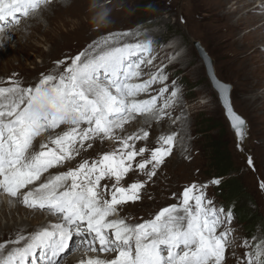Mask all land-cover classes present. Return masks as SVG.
Listing matches in <instances>:
<instances>
[{
    "label": "snow or ice",
    "instance_id": "obj_1",
    "mask_svg": "<svg viewBox=\"0 0 264 264\" xmlns=\"http://www.w3.org/2000/svg\"><path fill=\"white\" fill-rule=\"evenodd\" d=\"M49 3L0 0V33ZM92 8L100 9L97 26L105 23L108 11L103 5L94 2ZM152 44L139 30L111 32L74 57L55 61L54 69L42 73L35 85L10 78L8 86H0V194L9 203L57 218L54 224L18 231L0 243V264H36L38 251L43 264H66L77 253L82 257L78 264H225L226 252L235 244L233 211L215 205L207 196L208 184L185 186L178 196L173 194L179 203L162 207L143 222L130 223L119 215L124 205L141 199L179 136L162 133L155 146L137 147L150 136L146 128L123 134L137 117L159 122L179 99V89L166 86L157 95L140 98L167 80L163 69L144 72L142 66L153 62ZM212 80L242 143L247 124L232 107L230 85L214 73ZM104 141L113 142L112 150L94 159L82 155ZM78 156L75 166L59 170ZM247 163L253 164L250 156ZM52 169L57 171L53 174ZM129 174L145 179L127 182ZM259 186L264 190V181ZM242 245L246 251L238 264H264V235L252 242L244 239Z\"/></svg>",
    "mask_w": 264,
    "mask_h": 264
},
{
    "label": "rangeland",
    "instance_id": "obj_2",
    "mask_svg": "<svg viewBox=\"0 0 264 264\" xmlns=\"http://www.w3.org/2000/svg\"><path fill=\"white\" fill-rule=\"evenodd\" d=\"M226 1L83 0L80 3L82 9H77L71 16L70 13L66 14L62 11L66 1L55 0L51 5L43 6L37 13L39 16L47 11V14L55 19V25L50 34L40 32L29 41L24 39L20 48L8 46L14 53L9 60L6 59L7 55L0 51L2 64L0 86H6L10 78L19 80L24 86L35 85L42 73L47 74L54 69L55 61L69 56L74 57L94 40L111 32L142 31L153 41L151 54L156 51L159 52V56L164 54L167 58L174 53H164L165 47L172 43L178 44L179 50L175 58L164 65H171L174 61L180 64H177L174 69L173 67L164 69L167 80L164 84L159 82L156 84H160L161 87L166 86L170 91L178 88L182 109L178 114H172L169 111L166 120H162L164 123L162 131L154 135L149 128L148 140L139 142L137 147L145 143L149 147L155 146L156 138L160 134L171 132L179 133L176 141L178 146L176 145L177 148L172 157H167L165 163L157 170V175L147 182L139 202L124 205L119 215L129 218L130 223L143 222L153 218L162 207L179 203L178 199H174L173 194L178 196L185 186L191 183L208 184L207 196L214 201L215 205L233 211L234 218L230 227L233 229L235 244L226 252L225 264H238V259L246 251L242 241L247 239L252 242L253 237L259 238L264 235V190H261L259 186L260 182L264 181V70L261 71V68H264V38L261 39L264 34V26H262L264 17H261L264 11H258L259 8H257L261 1L254 0L250 5L241 6V12L232 14L236 9L235 2ZM94 2L103 5L108 11L105 23L99 26L96 22V13L100 9L92 8ZM255 8L257 11L252 12ZM249 17L259 19L248 24L246 19ZM28 27L20 20L18 25L6 28V32L0 33V48L3 46L1 42L3 37L9 36V33L23 30L26 37L29 36L32 30L31 28L25 30ZM13 39H11L12 42H14ZM196 42L200 43L213 60L216 77L231 86L232 106L247 123L245 149L241 148L225 116L220 96L211 83L207 68L195 46ZM26 44L28 46L22 48ZM154 66H160V64L151 65V67ZM144 72L149 73L150 69ZM174 72L176 73L172 75ZM147 77L145 75L143 79ZM156 84L152 85L149 94L141 97L146 99L149 95H157L158 88L154 90ZM170 91L166 95H169ZM255 98V102H252ZM143 119L138 117L127 124L123 134L136 132L144 125ZM170 125L174 126L175 130L170 129ZM133 127L134 129H131ZM117 133L122 134L120 130H117ZM182 133H184L183 136ZM47 135L38 137L35 145L38 146V143L46 139ZM151 139L152 142H148ZM183 142L188 147L182 151ZM113 147L114 144L111 141L97 142L93 148L82 152V155L94 159L101 151L112 150ZM218 156L227 160L230 169L233 170L229 176L220 178L216 173ZM249 156L253 161L252 166L247 163ZM72 164L75 166L76 162ZM47 175L46 173L45 176ZM135 179L142 180L145 177L131 174L126 178L127 182ZM213 179H220L221 183L211 184L210 181ZM232 182L238 184L240 195L227 198L225 192L221 193L220 190ZM0 196L2 199L5 198V202L10 199L3 194ZM24 209L30 212L37 211L27 207ZM26 219L24 214H16L15 220L18 223ZM0 222L2 225L14 224V221L7 222L3 218ZM78 259L81 257H75V259L69 257L68 260L73 262ZM36 264H43V262L38 258Z\"/></svg>",
    "mask_w": 264,
    "mask_h": 264
},
{
    "label": "bare ground",
    "instance_id": "obj_3",
    "mask_svg": "<svg viewBox=\"0 0 264 264\" xmlns=\"http://www.w3.org/2000/svg\"><path fill=\"white\" fill-rule=\"evenodd\" d=\"M57 1V0H56ZM63 2L64 1H66V3L64 4V7H63V9H62V11L64 12V13H66V14H69L70 13V15L71 16H73V14L77 11V9H82V7L80 6V5H82V4H80L81 3V1H83V0H62ZM227 1H229V0H227ZM226 1V2H227ZM230 1H234L235 2V4H234V6H236V9L232 12V14H235L236 12H238V11H240L241 10V6H247V5H250L254 0H230ZM261 1V4L257 7V8H259L258 9V11H264V0H260ZM53 2H55V0L53 1ZM53 2H51V3H49L50 5L53 3ZM233 2V3H234ZM229 3V2H228ZM48 4V5H49ZM63 5V4H62ZM89 5V4H88ZM87 5V6H88ZM233 5V4H232ZM61 8V7H60ZM257 8H255V9H252V12L253 11H257ZM57 12H58V10H57ZM241 12V11H240ZM63 15V14H62ZM224 15V14H223ZM237 15V14H236ZM41 17V18H38V17ZM37 15V13L36 14H33V15H30L29 17H21V19L20 20H22V22H23V24L24 25H28L29 27L28 28H25V30H27V29H30L31 28V30H32V32L30 33V35L29 36H27L26 37V35H25V33L23 32V30H18V31H15V32H12L11 34H12V38H14L13 39V41L14 42H12V40H9V38H8V36H4L3 37V41H1L2 42V45L3 46H1V48H0V51H1V53L2 54H6L7 56V60H9L10 59V57H12V56H14V53L12 52V50H9V48H8V46H10V47H13V46H15V47H17V48H20L21 46V43L23 42V40L25 39H27V41H29V40H31L33 37H36V34H38V33H40V32H44V33H46V34H50L51 32H52V27L55 25V19L54 18H52L49 14H47V11H44L43 12V14L41 13L40 15ZM225 16V15H224ZM223 16V17H224ZM233 17V16H232ZM258 17H259V15H258ZM257 17V18H258ZM261 17H264V14H263V16H261ZM244 18V17H243ZM256 17H249V18H247L246 19V22L248 23V24H251L252 22H254V20L255 19H257ZM43 19V20H42ZM229 19V18H228ZM232 19V18H231ZM259 19V18H258ZM262 19V18H261ZM239 20V19H238ZM240 20H242V19H240ZM235 22V21H234ZM242 22V21H241ZM245 22V21H244ZM262 22V21H261ZM43 24H45L44 26H43ZM30 25H31V27H30ZM12 26H14V25H12ZM235 26V25H234ZM262 26H264V24L262 25ZM44 27H46V29L44 28ZM9 28H10V26H9ZM262 29V28H261ZM263 30V29H262ZM261 30V31H262ZM6 32V31H5ZM8 32V31H7ZM263 32V31H262ZM263 34V33H262ZM1 38V37H0ZM245 38V37H244ZM262 38H264V34H263V36L261 37V39ZM47 41V40H46ZM254 41V40H253ZM264 41V40H263ZM16 42V43H15ZM48 42V41H47ZM240 42V41H239ZM255 44V43H254ZM25 46H28L27 44L26 45H23L22 46V48H24ZM253 46H256V45H253ZM259 48V47H258ZM178 50H179V46H178V44H174V43H172V45H170L165 51H164V53H169V52H172V53H174V54H177V52H178ZM248 50V49H247ZM246 50V51H247ZM12 52V53H11ZM10 53V54H9ZM9 54V55H8ZM155 54V55H154ZM151 56H152V58H153V62H152V64L151 65H153V64H160V66H154V67H151V65H149L150 67H148L147 65L146 66H142L143 67V69H144V71L145 70H149L150 69V72L149 73H155L157 70H159V69H162L161 68V61L162 60H164V59H166L167 58V56L166 55H162L161 54V56H159V52H153V55L151 54ZM249 57V56H248ZM253 58V57H252ZM49 59V58H48ZM263 61V60H262ZM179 65L180 63L179 62H176L174 65L176 66V65ZM1 66H2V64H1V62H0V68H1ZM175 66H171V68L173 67V69H174V67ZM168 70L169 69V66L167 67H165V68H163V70ZM256 69V68H255ZM258 70V69H257ZM264 70V68H261V71H263ZM259 71V70H258ZM260 71V72H261ZM176 72H174L172 75H174ZM259 73V72H258ZM246 74V73H245ZM256 76V75H255ZM260 76V75H259ZM5 78V77H4ZM148 78V77H147ZM146 78V79H147ZM3 79V78H2ZM6 79V78H5ZM250 79V78H249ZM258 79V78H257ZM261 79V78H260ZM4 80V79H3ZM259 84V83H258ZM8 85V84H7ZM6 85V86H7ZM260 85H261V83H260ZM2 86V85H1ZM263 86V85H262ZM254 87V86H253ZM157 88H158V90L161 88V85L160 84H156L155 86H154V90L156 89L157 90ZM142 95H144V94H142ZM140 98H142V97H140ZM260 98V97H259ZM143 99V98H142ZM162 100H163V97L161 98V102H162ZM255 100H256V98L255 99H252V102H255ZM180 109H182V100H179L178 99V102L173 106V107H171L170 109H168L167 111H168V113H169V111L170 112H172V114H174V113H176V114H178L181 110ZM168 116H165L163 119H161L159 122H157V121H154V120H152V119H147V120H145V118L143 119L144 120V128H146L147 130L150 128V129H152V131H153V133H154V135L155 134H157V133H160L161 131H162V129H163V121L162 120H166V118H167ZM184 117V116H183ZM138 118V117H137ZM146 121V122H145ZM178 123V122H177ZM128 125H125V127H127ZM134 126V125H133ZM142 126V127H143ZM184 127V126H183ZM131 129H134V127L133 128H131ZM136 129V128H135ZM149 129V130H150ZM170 129H174L175 130V127L174 126H172V125H170ZM130 131V130H129ZM132 131V130H131ZM167 131V130H166ZM169 132V131H168ZM185 132V131H184ZM118 134V133H117ZM184 135V133H182V136ZM185 137V136H184ZM187 137V136H186ZM187 140V139H186ZM184 141V140H183ZM148 142H152V139H151V141H148ZM149 144V143H148ZM37 145V144H36ZM38 145H39V143H38ZM144 145V144H143ZM176 145L178 146V142H176ZM186 147H188L187 146V144L186 143H184L183 142V144L181 145V148H182V151L186 148ZM176 146L174 147V149H173V152H172V155L174 154V152H175V150H176ZM241 148L242 149H245L246 147L245 146H243V145H241ZM172 155L171 156H169V158L170 157H172ZM80 157L78 156V157H76V160H74V161H72L70 164H67V165H65L63 168H61L60 170H66L68 167H72L73 166V164L72 163H74V162H78L77 160H80L79 159ZM137 159H139V158H137ZM55 171H57V169H53V170H51V172L53 173V172H55ZM167 171H168V168H167ZM131 174H129V176H130ZM161 175V174H160ZM163 176V175H162ZM131 178V177H130ZM133 179V178H132ZM136 180V179H135ZM166 180V179H165ZM155 181H156V179H155ZM165 183V182H164ZM159 185V184H158ZM150 187V186H149ZM155 187V186H154ZM150 192V191H149ZM153 194V193H152ZM2 195V194H1ZM4 195V194H3ZM149 195V194H148ZM5 197V196H4ZM147 198V197H146ZM145 201V200H144ZM139 202V201H138ZM129 203H131V202H129ZM143 203V202H142ZM137 204H139V203H137ZM157 204V203H156ZM24 208H26L22 203H20V202H13V203H9L8 201H6L5 202V198L4 199H2L1 198V196H0V221H1V218H3V219H5V220H7V222H10V221H14V224L13 225H10L9 223H7L6 225H2V223L0 222V243H3V242H5V241H8V240H10V239H12V238H14L15 237V235L17 234V232L18 231H24V232H32V231H35V230H38L39 228H41L42 226H48V225H51V224H54V223H56L57 222V219L54 217V216H52V215H47V214H49L48 212H45V211H42V212H40L41 210H37L36 212H30L29 210H26V209H24ZM45 212V213H44ZM16 214H24L25 215V217L27 218L25 221L24 220H22L20 223H18L16 220H15V217H16ZM143 216V215H142ZM4 236H10L8 239H6V238H3ZM77 255H79V253H77V254H75V255H73V256H71V258L72 259H75V257L77 256ZM39 256H40V253H39V251L37 252V259L39 258ZM77 258H80V257H77ZM80 259H78V260H74L73 262H71V261H69L68 260V262H66L67 264H78V261H79ZM41 262H43L42 260H41Z\"/></svg>",
    "mask_w": 264,
    "mask_h": 264
},
{
    "label": "trees",
    "instance_id": "obj_4",
    "mask_svg": "<svg viewBox=\"0 0 264 264\" xmlns=\"http://www.w3.org/2000/svg\"><path fill=\"white\" fill-rule=\"evenodd\" d=\"M216 164V173L219 174L220 178H224L233 173V170L230 169L229 163L227 162V160L222 159V156L217 157ZM223 189H221L220 191L221 193L225 192L227 198L237 197L240 195L239 186L236 182H232L231 184L224 186ZM241 214L243 215V213Z\"/></svg>",
    "mask_w": 264,
    "mask_h": 264
},
{
    "label": "water",
    "instance_id": "obj_5",
    "mask_svg": "<svg viewBox=\"0 0 264 264\" xmlns=\"http://www.w3.org/2000/svg\"><path fill=\"white\" fill-rule=\"evenodd\" d=\"M195 46H196V48H197V50H198V52H199V54H200V57H201V59L203 60V62H204V64H205V66H206V68H207V73H208V76H209V78H210V80H211V83H212V85H213V87L215 88V90L217 91V93L219 94V92H218V90L216 89V87H215V85H214V83H213V80H212V74L214 73L215 74V71H214V69H213V60L211 59V57L207 54V52H206V50L200 45V43L199 42H196L195 43ZM215 77H216V74H215ZM217 78V77H216ZM218 79V78H217ZM219 80V79H218ZM220 81V80H219ZM222 82V81H221ZM224 83V82H223ZM230 91H231V86H230ZM219 96H220V94H219ZM220 100H221V103H222V106H223V102H222V99H221V97H220ZM230 101H231V98H230ZM232 104V103H231ZM233 107V106H232ZM223 108H224V106H223ZM234 109V108H233ZM224 111H225V116L227 117V115H226V110H225V108H224ZM243 118V117H242ZM227 119H228V117H227ZM244 119V118H243ZM245 120V119H244ZM228 121H229V119H228ZM246 121V120H245ZM229 123H230V121H229ZM247 124V123H246ZM230 126H231V123H230ZM231 128H232V126H231ZM232 130L234 131V129L232 128ZM235 132V131H234ZM236 134V133H235ZM237 136V135H236ZM246 140H247V135H246V139L241 143L240 142V144L241 145H245V143H246Z\"/></svg>",
    "mask_w": 264,
    "mask_h": 264
}]
</instances>
